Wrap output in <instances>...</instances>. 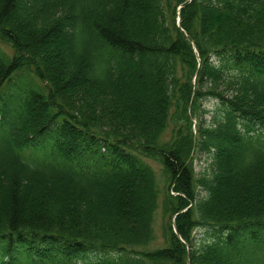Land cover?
Here are the masks:
<instances>
[{"label":"trees","instance_id":"obj_1","mask_svg":"<svg viewBox=\"0 0 264 264\" xmlns=\"http://www.w3.org/2000/svg\"><path fill=\"white\" fill-rule=\"evenodd\" d=\"M0 40V264H264V0H0Z\"/></svg>","mask_w":264,"mask_h":264},{"label":"rangeland","instance_id":"obj_2","mask_svg":"<svg viewBox=\"0 0 264 264\" xmlns=\"http://www.w3.org/2000/svg\"><path fill=\"white\" fill-rule=\"evenodd\" d=\"M13 53L11 47L9 45H6L4 43L1 42L0 40V54H5V55H11ZM206 108H209V110H212L214 108L213 103L211 104H205ZM208 120H210V116L207 117ZM170 132H171V127L166 131V137L170 136ZM212 160L209 157V155L207 153H202V154H198L194 161V168L197 174L202 175L203 173L209 171V167L211 164ZM147 163L153 168V170L156 173V177H157V183H158V187L160 189V191L162 192L160 195V200H159V208L155 214V221H154V232H155V236H156V241L154 243H152L149 248L153 249V248H158V247H164L166 245L165 240L163 239V228H165V226L167 225V216L165 214H163L162 211V201H163V192L165 191L166 183L164 181L163 178V174H162V167L153 161H147ZM128 190V191H127ZM130 191V188H126L125 190V194H127V192ZM121 193V192H119ZM122 194V193H121ZM200 195L203 197L204 196V192L200 191ZM206 233L203 230H197L195 232V245L198 244L201 241H204L206 239Z\"/></svg>","mask_w":264,"mask_h":264}]
</instances>
